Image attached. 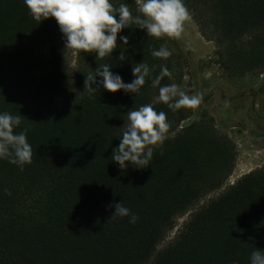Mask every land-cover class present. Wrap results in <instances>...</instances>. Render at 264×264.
Listing matches in <instances>:
<instances>
[{
	"label": "trees",
	"instance_id": "16d2710c",
	"mask_svg": "<svg viewBox=\"0 0 264 264\" xmlns=\"http://www.w3.org/2000/svg\"><path fill=\"white\" fill-rule=\"evenodd\" d=\"M121 2L138 14L137 0H110ZM183 3L215 44V64L230 77L260 75L264 93V0ZM129 27L110 55L81 50L71 67L53 18L35 21L23 0H0V112L21 116L13 132L27 129L32 149L23 171L0 160V264H249L252 251H264V167L201 206L157 249L176 218L228 178L236 147L205 110L196 116L154 101L160 86L182 79L188 51L172 37ZM161 46L171 52L166 59L151 55ZM105 63L124 83L138 63L150 71L138 94L100 88L89 95L84 79ZM162 65L170 75L153 87ZM145 104L166 114L165 136L177 131L153 147L148 167L121 170L112 150L127 112ZM119 201L138 216L135 224L110 218L107 206Z\"/></svg>",
	"mask_w": 264,
	"mask_h": 264
},
{
	"label": "clouds",
	"instance_id": "9594fccd",
	"mask_svg": "<svg viewBox=\"0 0 264 264\" xmlns=\"http://www.w3.org/2000/svg\"><path fill=\"white\" fill-rule=\"evenodd\" d=\"M23 4L33 20L40 22L49 17L55 20L62 35L64 49L73 50L74 54L81 50L94 52L97 58L110 55L117 48V33L130 28V25H135V28L144 30L145 35L154 38L178 37L188 18L183 0H137L136 15L129 11L127 3L121 2L114 7L110 0H23ZM119 40L127 45L128 37L121 35ZM151 55L166 59L171 52L161 46L152 50ZM125 56L122 49L117 60L124 61ZM110 68L107 63L96 67L94 74L85 77L83 89L89 95L100 88L110 93L122 90L125 94H138L150 71L147 64L138 63L131 67L134 79L124 83L120 75L111 72ZM169 75L168 69L162 65L160 74L152 80V86L156 87L161 77ZM158 100L175 111L181 107L196 109L201 96L199 93L188 95L173 83L158 88ZM20 117L0 112V160L6 159L9 164L23 171L24 165L32 163V149L26 139L27 129L18 134L13 132L21 123ZM127 121L118 146L112 150L111 160L121 170L128 166L143 169L148 167L152 159L151 146L163 144L170 125L166 121V114L155 111L151 104L128 111ZM107 207L114 208L110 216L112 219L128 217L130 224H135L138 220V216L121 201ZM249 264H264V251H252Z\"/></svg>",
	"mask_w": 264,
	"mask_h": 264
},
{
	"label": "rangeland",
	"instance_id": "374dc122",
	"mask_svg": "<svg viewBox=\"0 0 264 264\" xmlns=\"http://www.w3.org/2000/svg\"><path fill=\"white\" fill-rule=\"evenodd\" d=\"M172 38L188 51L189 61L184 76L174 84L188 95L200 94L201 102L194 109V114L198 116L205 110L212 116L216 129L234 142L236 158L234 168L224 183L201 196L188 211L178 216L175 226L157 249L171 241L201 206L218 196L243 174L264 167V93L258 90L261 76L226 75L214 62L215 44L201 36L197 24L190 16L184 21L180 36ZM65 55L73 67L77 54L65 48ZM154 101H158V96ZM175 132L165 138L172 137Z\"/></svg>",
	"mask_w": 264,
	"mask_h": 264
}]
</instances>
